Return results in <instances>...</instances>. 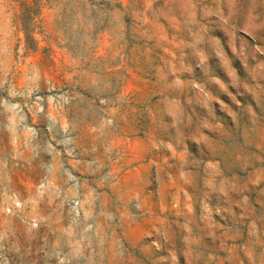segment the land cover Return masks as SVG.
Instances as JSON below:
<instances>
[{"label": "rangeland", "instance_id": "1", "mask_svg": "<svg viewBox=\"0 0 264 264\" xmlns=\"http://www.w3.org/2000/svg\"><path fill=\"white\" fill-rule=\"evenodd\" d=\"M0 264H264V0H0Z\"/></svg>", "mask_w": 264, "mask_h": 264}, {"label": "trees", "instance_id": "2", "mask_svg": "<svg viewBox=\"0 0 264 264\" xmlns=\"http://www.w3.org/2000/svg\"><path fill=\"white\" fill-rule=\"evenodd\" d=\"M24 17H25V15H24ZM26 17H27V15H26Z\"/></svg>", "mask_w": 264, "mask_h": 264}]
</instances>
